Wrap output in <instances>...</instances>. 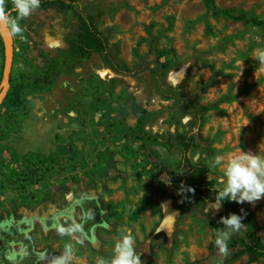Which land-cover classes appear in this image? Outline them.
<instances>
[{
  "label": "rangeland",
  "instance_id": "obj_1",
  "mask_svg": "<svg viewBox=\"0 0 264 264\" xmlns=\"http://www.w3.org/2000/svg\"><path fill=\"white\" fill-rule=\"evenodd\" d=\"M67 1L69 8L47 5L21 21L24 38L9 34V61L0 31V225L23 223L49 262L71 242L73 264H96L129 232L143 264H264V257L251 262L230 246L234 236L246 237L244 221L247 229L233 235L226 257L211 228L219 212L252 211L264 243V199L225 201L215 211L211 192L223 187L222 171L211 167L215 155L264 149V68L253 57L264 48V24L215 15L213 8L264 20V0ZM88 2L107 8L100 28L109 29L120 61L130 67L143 57L149 65L128 75L94 53L76 75L35 91L33 81L50 71L46 55L62 54L67 67L73 64L71 31L79 49L88 43L81 8ZM7 7L11 12V0ZM10 81L26 104L2 103ZM177 133L191 142L182 158L169 146ZM181 185L195 193L178 194ZM82 196L97 200L102 223L80 244L79 233L61 232L79 225ZM46 214L55 215L54 225L43 224ZM11 246L19 250V243Z\"/></svg>",
  "mask_w": 264,
  "mask_h": 264
},
{
  "label": "trees",
  "instance_id": "obj_2",
  "mask_svg": "<svg viewBox=\"0 0 264 264\" xmlns=\"http://www.w3.org/2000/svg\"><path fill=\"white\" fill-rule=\"evenodd\" d=\"M47 5H52L60 9L70 7V3L67 0H41V8H44ZM81 8L85 15L84 21L89 37L88 43L84 49H79L76 46L77 38L73 35L74 31H71L70 35H68V39L73 43V52L71 53V55L73 54L74 56L73 64L70 67H67L65 57L62 54H58L54 58L46 55L44 60L49 63L47 64V69L50 71L44 77L42 82L39 80L33 81L35 91H50L54 88L59 77L65 74L76 75V66L84 60L89 59L94 53L99 56L105 67L128 75H136L137 73L144 71L149 65L143 57H139V61L130 67L120 61L115 50V45L109 43V29L100 28V19L104 13H106V7L100 4L88 2L87 4H82ZM213 13L215 15L222 14L229 18L241 20L245 23H251L254 25L264 24L263 19L249 16L230 8H213ZM43 52L44 51L39 48V53ZM160 54L161 53H159L157 57ZM165 67L166 64L159 66L160 69ZM11 99H19L26 104V99L22 96L21 89L17 85H12L10 81V86L2 99V103ZM214 106L215 103H212L205 105L202 109L210 110ZM26 117L27 113L21 118V120H24ZM169 146L176 148L182 158L190 150L191 142L185 134L177 133L169 139ZM217 191L218 189H213L211 192L214 196H216ZM78 204L81 210V220L79 225L83 227L85 236L90 237L91 232L95 229V227L102 223V211L100 209V205L94 197L88 196L80 197ZM238 213L240 215L246 214V218L243 221L248 225V230L245 238L234 236L230 246L236 249V254H246L249 261H257L258 259L264 257V243L258 234L261 228L252 211L243 210L242 213L241 210H238ZM221 216L222 213L219 212V214L211 220L212 230L217 229V221L221 218ZM40 217H42L41 221L46 227H49L52 224L54 225L55 223V215L46 214L41 215ZM2 226L3 225H0V264H39L41 251L36 250L34 244L28 239V234L23 226V223H13L7 228H3ZM213 235L215 236L214 231ZM12 242H22V252L14 255L11 250ZM9 256H12V259L9 258Z\"/></svg>",
  "mask_w": 264,
  "mask_h": 264
},
{
  "label": "clouds",
  "instance_id": "obj_3",
  "mask_svg": "<svg viewBox=\"0 0 264 264\" xmlns=\"http://www.w3.org/2000/svg\"><path fill=\"white\" fill-rule=\"evenodd\" d=\"M8 0H0V26L8 29L9 34L23 39L26 28L21 21L30 18L41 7V0H11V14L7 7ZM253 57L259 61V69L264 68V48L254 50ZM258 69V70H259ZM258 153L244 152L239 149L236 154H217L212 158L211 167L222 171L220 183L223 185L216 192L214 208L219 211L225 201L237 204H255L264 199V155ZM185 190L194 194L195 189L181 185L178 194L183 195ZM243 213V209H241ZM246 214L238 215L230 213L220 218L223 228L213 230L215 233V245L223 256L228 255L229 241L234 234L247 229L243 223ZM79 233L77 242L84 243L86 236L81 225H70L67 230H62V235L75 236ZM75 249L71 242L64 245L63 251L48 260L47 254H41L40 260L43 264H73ZM142 253L137 252L136 238L129 232L120 236L114 244L113 254L110 258L99 257L96 264H143Z\"/></svg>",
  "mask_w": 264,
  "mask_h": 264
},
{
  "label": "bare ground",
  "instance_id": "obj_4",
  "mask_svg": "<svg viewBox=\"0 0 264 264\" xmlns=\"http://www.w3.org/2000/svg\"><path fill=\"white\" fill-rule=\"evenodd\" d=\"M0 31L3 36V42H4L5 49H6V54H7V61H9L10 54H11V40H10L9 32L3 26H0ZM2 85L4 87L3 90H5L6 85H7L6 79H3Z\"/></svg>",
  "mask_w": 264,
  "mask_h": 264
},
{
  "label": "flooded vegetation",
  "instance_id": "obj_5",
  "mask_svg": "<svg viewBox=\"0 0 264 264\" xmlns=\"http://www.w3.org/2000/svg\"><path fill=\"white\" fill-rule=\"evenodd\" d=\"M52 219H53V218H52ZM11 244H12V245H15L14 242H12ZM22 250H23V244H22V242H19V250H18V251H13V254H14V255H17L18 253L22 252ZM9 258L12 259V256H9Z\"/></svg>",
  "mask_w": 264,
  "mask_h": 264
},
{
  "label": "water",
  "instance_id": "obj_6",
  "mask_svg": "<svg viewBox=\"0 0 264 264\" xmlns=\"http://www.w3.org/2000/svg\"><path fill=\"white\" fill-rule=\"evenodd\" d=\"M6 82L8 81V71L5 73Z\"/></svg>",
  "mask_w": 264,
  "mask_h": 264
}]
</instances>
